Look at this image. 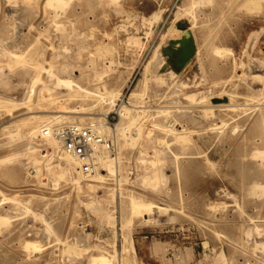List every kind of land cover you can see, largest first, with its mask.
<instances>
[{
  "label": "rangeland",
  "instance_id": "obj_1",
  "mask_svg": "<svg viewBox=\"0 0 264 264\" xmlns=\"http://www.w3.org/2000/svg\"><path fill=\"white\" fill-rule=\"evenodd\" d=\"M47 1L0 0V264H91L103 253L113 264H264V3ZM175 23L193 52L169 36ZM52 75L107 92L82 104ZM48 92L55 101L39 102ZM203 95L232 97L236 110ZM123 106L138 141L119 142V180L59 179L65 162L47 166L54 147L39 136L60 125L32 115L112 111L116 125L129 121Z\"/></svg>",
  "mask_w": 264,
  "mask_h": 264
},
{
  "label": "bare ground",
  "instance_id": "obj_2",
  "mask_svg": "<svg viewBox=\"0 0 264 264\" xmlns=\"http://www.w3.org/2000/svg\"><path fill=\"white\" fill-rule=\"evenodd\" d=\"M3 1V0H2ZM7 1H9V0H7ZM202 1V0H201ZM48 2V4H49V6L51 7V5H54L55 7L54 8H59L60 6V8L59 9H63V7H65V6H67V5H65V6H62V4L64 5L65 3L63 2V3H61V2H59V1H56V0H48L47 1ZM3 3V2H2ZM263 3H264V0H246V2H245V5L246 6H250V5H254V7L256 8V9H259V8H261L262 7V5H263ZM47 4V5H48ZM208 4V3H207ZM57 6V7H56ZM193 7H194V5H193ZM198 7V6H197ZM57 8V9H58ZM201 9V8H200ZM199 9V10H200ZM203 9V8H202ZM185 12H187V10H184ZM189 11V10H188ZM14 13V12H13ZM3 17H5V16H3ZM192 18H193V16H192ZM179 19V18H178ZM194 19V18H193ZM66 24H67V22H66ZM16 25V24H15ZM176 23L175 24H173V27L171 28V30H169V36H175L174 38H171V39H174V40H176V42H178V44L180 45V44H182V43H184V44H187L188 46H189V48H190V53L191 52H193L192 51V43H191V41H190V39H185V38H189L188 37V33H187V31H185V30H178V29H176ZM186 29V28H185ZM14 35V34H13ZM81 37V36H80ZM60 39V38H59ZM129 39H131V38H129ZM61 40V39H60ZM59 40V41H60ZM131 42H128V44L129 43H133V44H136V45H139V44H137V43H140V42H138V40H135V39H131L130 40ZM175 42V41H174ZM175 42V43H176ZM127 44V43H126ZM131 46H132V44H131ZM175 47V46H174ZM177 47V46H176ZM182 48V47H181ZM175 50H177V49H175ZM180 52V51H179ZM222 53V51L220 50H216V52H215V54L217 55H220ZM226 53V52H225ZM214 54V53H213ZM66 55V54H65ZM198 55V54H197ZM14 57V59H16L15 61V63H22V64H24V63H26V62H28L26 59H22L21 57H19V56H13ZM12 57V58H13ZM60 58V57H59ZM183 63H184V61H183ZM186 63V62H185ZM185 65V64H184ZM234 65V64H233ZM259 65V64H258ZM67 66V65H66ZM166 66V65H165ZM252 66V65H251ZM158 67H160V66H158ZM157 67V68H158ZM249 67V66H248ZM67 68H69V67H67ZM71 68V67H70ZM162 68H164V66H162ZM161 68V70H163ZM234 68V67H233ZM260 68V67H259ZM72 69V68H71ZM256 69H257V67H256ZM156 69H154V71H155ZM251 71H252V68H251ZM17 72V71H16ZM19 72V71H18ZM242 72V71H241ZM251 73V72H250ZM15 74V73H14ZM28 74H29V71H28ZM22 75V74H21ZM24 75H26L25 73H24ZM170 75V74H169ZM173 75V74H172ZM171 75V76H172ZM240 75H243V74H240ZM238 76V77H242V76ZM16 76V75H15ZM13 77V76H12ZM64 77V76H63ZM174 77V76H173ZM178 77V76H177ZM257 78V80L258 79H260L259 78V76H252V78ZM51 78H53V81H55V83H56V85L58 86V87H60V88H66L67 89V93H68V97L69 98H78L81 102H82V104H87V102H88V99H93L94 97H96V95H95V92H98L101 96H103L105 93L104 92H107V89L104 87L103 89H98L97 91H95V90H93V89H91L90 87H88V86H86V85H82L79 81H76L74 78H71L70 76H68L67 75V78H63V79H61V78H59V77H57V76H55V75H52L51 76ZM171 78V77H170ZM176 79V78H175ZM41 80V79H40ZM52 80V79H51ZM96 80V79H95ZM26 80L24 79V82H25ZM50 81V80H49ZM178 81V80H177ZM3 82V81H2ZM6 82V81H5ZM167 82V81H166ZM259 82H260V80H259ZM263 82V81H262ZM7 83H8V79H7ZM176 83V82H175ZM258 83V82H257ZM3 84H5L4 82H3ZM16 84V83H15ZM50 84H51V81H50ZM255 84V83H254ZM9 84H7V88L10 86H8ZM18 85V84H17ZM26 85V84H25ZM172 85V84H171ZM0 86H1V84H0ZM31 86V85H30ZM164 86V85H163ZM162 86V87H163ZM255 86V85H254ZM5 87V86H4ZM3 87V88H4ZM172 87H174V86H172ZM251 87V86H250ZM177 88H179V87H177ZM252 88V87H251ZM53 89V88H52ZM147 89V88H146ZM172 89V88H171ZM7 90V89H6ZM5 90V91H6ZM10 90V89H9ZM41 90V89H40ZM54 91H55V89H53ZM52 90V91H53ZM169 90H170V88H169ZM252 90V89H251ZM25 91H26V89H25ZM35 86H33L32 87V90H31V95H30V97H29V102H32L31 101V96L32 95H34L35 94ZM47 91V90H46ZM63 91V90H62ZM175 91V90H174ZM256 91V90H255ZM259 91V90H258ZM168 92V91H167ZM170 92V91H169ZM264 92V91H263ZM9 93V92H8ZM27 93V92H26ZM207 93V92H206ZM260 93V92H259ZM259 93H257V94H259ZM22 94V93H21ZM39 94V93H38ZM53 94V93H52ZM157 94V93H156ZM176 94V93H175ZM209 94V93H208ZM50 93L48 92V97H44V98H42L41 99V101H39L38 99H37V101H39V102H51V101H55L54 99H52L50 96ZM54 95V94H53ZM153 95H154V93H153ZM38 96V95H37ZM170 96H171V94H170ZM26 97H27V95H26ZM167 97H169V96H167ZM172 97H173V95H172ZM203 98H202V102H208V103H212L213 104V100H215V101H217V102H215L214 104H213V106L212 107H214V108H227V109H232V110H236V106L235 105H233V99H232V97H226V96H223V97H221V98H218V97H214V96H212V95H207L206 97L203 95L202 96ZM38 98H40V96L38 97ZM53 98H54V96H53ZM155 98V97H154ZM164 98H165V96H164ZM176 98V97H175ZM178 98V97H177ZM3 99V98H2ZM20 99V98H19ZM23 99V98H22ZM224 99H227V100H224ZM15 100V99H14ZM33 100V99H32ZM178 100V99H177ZM7 101V100H6ZM18 101V100H17ZM171 101V100H170ZM25 102V101H24ZM164 103V102H163ZM167 103V102H166ZM173 103V102H172ZM197 103H198V101H197ZM176 104H177V102H176ZM194 104V103H193ZM114 105H115V103H114ZM1 106V105H0ZM135 106V105H134ZM183 106V105H182ZM190 106H192V105H190ZM2 107V106H1ZM13 107H15V105H13ZM16 107H17V105H16ZM22 107V106H21ZM23 107H25L24 105H23ZM26 107H27V103H26ZM136 107V106H135ZM138 107V106H137ZM205 107V106H204ZM115 108V107H114ZM142 108V107H141ZM161 108V107H160ZM114 110V109H113ZM130 109H128V107L127 106H123L122 108H121V111H120V117H121V119H123V118H127V119H129V121L128 122H121L120 124H116V125H114V126H110L109 124H108V122H107V120L108 119H106V117H107V115L108 114H110L112 111H107L106 113H104V115H98V114H94V113H89V112H87V111H84V112H75V111H64V112H55V113H58L59 115H57V116H54V117H52L51 119H46V118H44L45 116H38V115H32V113L33 112H31L30 114L32 115V117H33V119H39V120H41L42 122L43 121H57L58 122V125H60V126H52L51 128H46L44 131H42L41 133H40V138L41 139H48L49 140V142H50V144L54 147V150H53V152L52 153H50V155H51V157H50V159L49 160H51L52 161V158L53 157H55L56 158V160L57 161H53V162H51V163H49L48 165H47V163H46V165L47 166H52V165H54V163L55 162H59L60 160H63L65 163H64V165H65V167H63L62 165H60V164H57V167L58 168H56V169H59V172H61L58 176V178L59 179H65L66 180V178H68L70 181H72V183H74L75 185H80L81 183H80V181L78 180V179H76L75 177H79L81 180H84V181H86V180H92L93 182L92 183H94V182H98V183H101V184H104L105 183V180H106V178L105 177H107V176H109V177H113V178H115L116 177V179H117V181L119 180V178H118V175H119V165H120V161H121V158H120V154H119V156H118V160H113V159H111L106 153L105 154H100L99 156H98V161H99V164H100V169L95 173V174H93L92 176H90V177H86V176H84V175H82L81 174V172L79 171V166H80V164H79V162L76 160V159H74V157L73 156H71L69 153H67L66 151H64L63 150V148H62V146H61V144L56 140V139H54L53 137H50V136H43L44 135V132L46 131V132H48V131H50V130H53V129H59V128H62V127H65V125H70V124H78V125H80V126H84V125H87V124H91V123H98L99 125H100V131H101V133L103 134V135H106V136H113L116 140H117V142H118V147H119V142H120V140H122V139H124V141H125V143L126 142H128V141H132V142H134V143H136L137 141H138V138H136L134 135H133V133L131 132V129L133 128V126L136 124V121L134 120V119H132V117H131V114H130V111H129ZM156 110V109H155ZM144 111V110H143ZM133 112V111H132ZM157 112V111H156ZM161 112V111H160ZM208 113H209V110L207 111ZM165 113V112H164ZM208 113H206V114H208ZM212 113V111L210 112V114ZM35 114V113H34ZM145 114V113H144ZM155 114H157V113H155ZM160 114H162V113H160ZM186 114V113H185ZM76 115H80V116H84V115H87V116H84V117H78V116H76ZM158 115V114H157ZM204 115V114H203ZM209 115V114H208ZM212 115V114H211ZM210 115V116H211ZM95 116V117H94ZM99 116V117H98ZM101 116V117H100ZM156 116V115H155ZM182 116V115H181ZM185 116V115H184ZM215 116V115H214ZM207 118H208V116H207ZM211 118H212V116H211ZM84 119H87L88 120V122L85 124H83V122H84ZM162 119V118H161ZM70 120H74V122H76V123H70L71 121ZM189 120H192V119H189ZM169 121V120H168ZM196 122V121H195ZM190 123H191V121H190ZM153 124V123H152ZM110 127H113V128H111V130H110ZM13 128H19V125H14V126H6L3 130H2V133L5 135V134H10V133H12V129ZM138 128V127H137ZM136 128V129H137ZM172 128V127H171ZM184 128V127H183ZM141 130H142V127H141ZM133 131V130H132ZM171 131V130H170ZM258 131L260 132V133H263V135H264V115H261V119H260V122H259V125H258ZM148 132H151V130H149ZM174 132V131H173ZM176 133V132H175ZM178 134V133H177ZM186 139V137H184V136H180V138H179V140H182V143H183V140H185ZM178 142V141H177ZM175 143H176V141H175ZM131 146V145H130ZM53 149V148H52ZM256 153V152H255ZM257 155H260L262 158H263V156H264V152H262L261 154H257ZM46 156V155H45ZM44 155L42 156V157H45ZM259 157V156H258ZM255 158H257V157H255ZM256 160V159H255ZM73 164H75V169L73 168ZM48 168V167H47ZM52 169V168H51ZM48 171V170H47ZM56 171V170H55ZM35 172H37V173H39V171H38V169H36V171ZM37 173H36V175H37ZM51 173H52V170H51ZM53 175H54V173H52ZM114 174V175H113ZM77 177V178H78ZM108 178V177H107ZM115 179V180H116ZM96 186V185H95ZM93 187V186H92ZM104 187V186H103ZM121 189V188H120ZM117 192V191H116ZM115 192V193H116ZM0 194H1V192H0ZM117 194V193H116ZM113 195V194H112ZM122 197V196H121ZM134 200V199H133ZM132 206V205H131ZM27 211V210H26ZM37 215V214H36ZM36 217V216H35ZM110 217H108V219H109ZM111 220H112V218H111ZM110 219H109V221H111ZM111 222H114V224H115V222L116 221H114V219L111 221ZM7 224L8 223V219L6 220V218H2V217H0V225H4V224ZM48 237V236H47ZM247 241V240H246ZM260 242V241H259ZM76 246H77V243H76ZM109 246V245H108ZM126 247V246H125ZM127 248V247H126ZM125 248V249H126ZM129 248V247H128ZM260 249H261V247H259ZM25 250H31V251H33V252H41L42 251V246H40L39 244H37V242H32V241H28V243H26V245H25ZM132 250V249H131ZM260 251V250H259ZM68 252L70 253L69 255L71 256L72 254L74 255V254H76V255H78V254H80V252H81V250H78L76 247H74V246H69V250H68ZM107 255V254H106ZM92 259H91V264H113V262H112V258L114 259V257L112 256V255H108L107 257L105 256V254L103 253V254H101V255H98V256H92L91 257Z\"/></svg>",
  "mask_w": 264,
  "mask_h": 264
},
{
  "label": "built area",
  "instance_id": "obj_3",
  "mask_svg": "<svg viewBox=\"0 0 264 264\" xmlns=\"http://www.w3.org/2000/svg\"><path fill=\"white\" fill-rule=\"evenodd\" d=\"M110 126L114 124L106 117ZM45 136L56 139L63 150L76 159L80 166L79 171L82 175L90 177L100 169L98 156L107 154L111 159L118 160V142L113 136L103 135L98 123H91L84 126L78 124L65 125L59 129L44 132ZM49 154L50 153H46Z\"/></svg>",
  "mask_w": 264,
  "mask_h": 264
},
{
  "label": "water",
  "instance_id": "obj_4",
  "mask_svg": "<svg viewBox=\"0 0 264 264\" xmlns=\"http://www.w3.org/2000/svg\"><path fill=\"white\" fill-rule=\"evenodd\" d=\"M189 58V57H188ZM224 100H227V99H224Z\"/></svg>",
  "mask_w": 264,
  "mask_h": 264
}]
</instances>
